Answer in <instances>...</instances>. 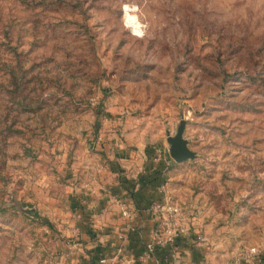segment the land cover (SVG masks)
<instances>
[{
    "label": "rangeland",
    "instance_id": "374dc122",
    "mask_svg": "<svg viewBox=\"0 0 264 264\" xmlns=\"http://www.w3.org/2000/svg\"><path fill=\"white\" fill-rule=\"evenodd\" d=\"M180 120L172 198L264 240V0H0V264H62L74 188Z\"/></svg>",
    "mask_w": 264,
    "mask_h": 264
},
{
    "label": "crops",
    "instance_id": "0c3cea01",
    "mask_svg": "<svg viewBox=\"0 0 264 264\" xmlns=\"http://www.w3.org/2000/svg\"><path fill=\"white\" fill-rule=\"evenodd\" d=\"M150 143L140 147L115 138L112 151L105 153L108 163L98 162L103 169L91 192L85 184L74 188L66 232L71 238L63 245L62 264H99L102 258L106 264H264V256L235 261L240 251L264 240L245 238L239 233L243 227H233L225 213L203 207L207 202L200 204L199 198L188 203L194 212L188 214L190 236L176 241L178 257L163 259L168 249L148 252L156 222L147 210L170 192V171L177 165L163 143ZM122 208L130 211L129 219L121 216Z\"/></svg>",
    "mask_w": 264,
    "mask_h": 264
},
{
    "label": "built area",
    "instance_id": "2783aa9c",
    "mask_svg": "<svg viewBox=\"0 0 264 264\" xmlns=\"http://www.w3.org/2000/svg\"><path fill=\"white\" fill-rule=\"evenodd\" d=\"M99 169H103L102 164H99ZM87 191L91 192L92 188L85 184ZM153 215L156 226L154 229V237L151 244L148 245V252L153 250H167V254L163 259H174L178 257L176 241L178 239L185 240L190 236L189 222L190 217L183 208L170 196L169 192L165 191L163 198L152 204L148 210ZM121 216L129 219L131 213L128 209H121ZM126 228L132 229L131 225L127 224ZM264 256V242L258 247H250L240 251L235 261L253 260L256 257ZM99 264H106V259H100ZM155 264H164L163 260L155 261Z\"/></svg>",
    "mask_w": 264,
    "mask_h": 264
},
{
    "label": "water",
    "instance_id": "95a60500",
    "mask_svg": "<svg viewBox=\"0 0 264 264\" xmlns=\"http://www.w3.org/2000/svg\"><path fill=\"white\" fill-rule=\"evenodd\" d=\"M185 121L180 120L176 132L173 136L167 134V153L175 163H181L188 160H193L196 153L190 150L188 141L183 137Z\"/></svg>",
    "mask_w": 264,
    "mask_h": 264
},
{
    "label": "clouds",
    "instance_id": "9594fccd",
    "mask_svg": "<svg viewBox=\"0 0 264 264\" xmlns=\"http://www.w3.org/2000/svg\"><path fill=\"white\" fill-rule=\"evenodd\" d=\"M121 17L124 28L137 39H143L147 34L148 25L140 18V9L135 4H125Z\"/></svg>",
    "mask_w": 264,
    "mask_h": 264
}]
</instances>
